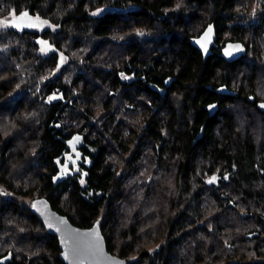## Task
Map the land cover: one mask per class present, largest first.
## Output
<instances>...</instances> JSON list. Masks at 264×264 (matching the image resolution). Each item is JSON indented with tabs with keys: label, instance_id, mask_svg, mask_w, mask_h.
Returning a JSON list of instances; mask_svg holds the SVG:
<instances>
[{
	"label": "trees",
	"instance_id": "16d2710c",
	"mask_svg": "<svg viewBox=\"0 0 264 264\" xmlns=\"http://www.w3.org/2000/svg\"><path fill=\"white\" fill-rule=\"evenodd\" d=\"M263 98L264 0H0V264H65L38 196L126 264H264ZM75 132L89 161L54 187ZM234 159L232 183L201 179Z\"/></svg>",
	"mask_w": 264,
	"mask_h": 264
},
{
	"label": "water",
	"instance_id": "95a60500",
	"mask_svg": "<svg viewBox=\"0 0 264 264\" xmlns=\"http://www.w3.org/2000/svg\"><path fill=\"white\" fill-rule=\"evenodd\" d=\"M29 23L28 15L27 17L19 15L13 19V25L20 29L27 28ZM208 30L196 39L195 43L200 49H207L212 41L211 33L209 36L205 35ZM230 45L239 46V50L233 52L230 56L225 55V50ZM242 51V42L231 40L225 42L222 46L221 56L227 61H233L240 56ZM261 105H264V101L260 100L257 106L264 109ZM206 108L210 114H213L217 110V102L209 103ZM76 137H79L78 141L74 140ZM63 143L68 152L64 163L51 176L54 187L67 178L74 176V171L70 165L80 160L82 155L80 147L87 144L84 134L80 132H75L64 138ZM30 209L41 220L46 230L57 237L60 248L59 257L65 264H126L123 258L107 249L106 240L98 222H94L88 227L77 226L66 215L54 209L45 196L35 197L31 201ZM256 234V232H253L246 234V236L253 237Z\"/></svg>",
	"mask_w": 264,
	"mask_h": 264
},
{
	"label": "flooded vegetation",
	"instance_id": "af4514ba",
	"mask_svg": "<svg viewBox=\"0 0 264 264\" xmlns=\"http://www.w3.org/2000/svg\"><path fill=\"white\" fill-rule=\"evenodd\" d=\"M203 50L210 53L209 47L207 49H203ZM120 74L123 77V80L130 81L132 79H135V72L133 70H131L130 67H128V69H122L120 71ZM261 101H264V98L261 99ZM257 103H258V101L256 102L255 106L258 108ZM258 109L261 111V114H262V127H261V138H260L261 139L260 140L261 141V143H260L261 150L259 152H257L258 157H257L256 161L253 162V164H254V167L256 169H258L259 174L262 176L260 179L261 180L260 184H261V187L264 189V109H260V108H258ZM217 111H218V105H217V110L213 114H210L209 111H208V114H209V116H212ZM234 112L236 113L235 109H234ZM235 113H234V115L236 116ZM64 146H65V144H64ZM84 146L80 147V149L82 151V155H81L80 160H78L76 163L70 165V167L74 171V175H76V176H79L82 173L83 166H85L86 162L89 161L88 155H86L84 150H83ZM67 152H68V149H66L64 147L61 155L58 157L57 170H58L59 166H61L64 163V161L66 160ZM207 165L208 166L206 168H204L202 175H201V179L204 181V183L206 185L213 187V188H222L226 184L232 183L235 180V176H236L235 159L230 163V166H228V167H221L218 164H210V163ZM213 177H215V180L212 179ZM263 219H264V217H263ZM256 235H258V234H256Z\"/></svg>",
	"mask_w": 264,
	"mask_h": 264
},
{
	"label": "snow or ice",
	"instance_id": "6c2138e0",
	"mask_svg": "<svg viewBox=\"0 0 264 264\" xmlns=\"http://www.w3.org/2000/svg\"><path fill=\"white\" fill-rule=\"evenodd\" d=\"M23 17H27V13H23L22 14ZM211 33V26L209 27L208 33H206V36H209ZM206 47V44L204 45ZM239 50V46H229L228 49L225 50V55H232L233 52L238 51ZM50 99H53L52 97H50ZM261 107H264V105H261ZM74 140H79V137L74 138ZM213 180H215V177L212 178Z\"/></svg>",
	"mask_w": 264,
	"mask_h": 264
},
{
	"label": "rangeland",
	"instance_id": "374dc122",
	"mask_svg": "<svg viewBox=\"0 0 264 264\" xmlns=\"http://www.w3.org/2000/svg\"><path fill=\"white\" fill-rule=\"evenodd\" d=\"M29 26H30V24H29ZM147 182H149V178L147 179Z\"/></svg>",
	"mask_w": 264,
	"mask_h": 264
}]
</instances>
